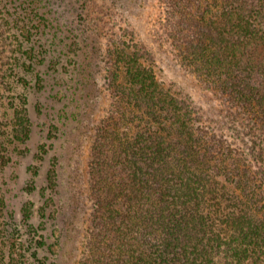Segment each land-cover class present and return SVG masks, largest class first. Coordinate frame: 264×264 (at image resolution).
Here are the masks:
<instances>
[{
    "label": "trees",
    "instance_id": "16d2710c",
    "mask_svg": "<svg viewBox=\"0 0 264 264\" xmlns=\"http://www.w3.org/2000/svg\"><path fill=\"white\" fill-rule=\"evenodd\" d=\"M176 7L168 21L175 57L215 106L204 110L163 88L138 50L114 51L113 70L126 80H114L111 111L95 126L87 159L98 220L90 224L89 262L264 264V0L221 1L199 18L208 34L194 19L189 34L179 33L184 23L174 0ZM0 20L12 33L0 82L10 95L32 73L43 80L37 67L48 50L40 42L45 19L36 0H0ZM16 96L0 112V170L28 122L27 96ZM55 165L36 212L27 203L20 216L4 213L0 196V264H65L87 198L74 186L71 203L58 204Z\"/></svg>",
    "mask_w": 264,
    "mask_h": 264
},
{
    "label": "rangeland",
    "instance_id": "374dc122",
    "mask_svg": "<svg viewBox=\"0 0 264 264\" xmlns=\"http://www.w3.org/2000/svg\"><path fill=\"white\" fill-rule=\"evenodd\" d=\"M177 1L181 13L175 18L182 19L184 23L178 32L189 34L186 27L191 28V22L196 20L201 30L208 34L207 22L200 24L199 18H209L207 12H215V5L223 0ZM36 2L45 19L40 42L48 48L45 59L37 67L43 80L35 81L32 73L28 76L31 80L18 84L10 95L0 86V112L9 105L11 97L18 100L16 94L24 93L27 96L24 107L27 108L28 120L24 123V135H19L10 160L0 170V196L5 202L2 212L20 216L27 203L36 212L43 202L40 193L45 187L46 177L56 163L62 186L58 204L65 206L71 203L74 186L83 200L87 198L84 205L86 213L78 215L81 234L78 239L75 236V242L68 244V257L64 263L90 264L86 251L89 240H92L93 227L90 224L97 226L98 220L94 202L90 199L87 159L91 158L95 144V126L98 127V123L111 111L114 80L117 78L118 84L126 80L123 73L115 74L113 70L114 51L138 50L136 55L144 64L151 66L157 82L172 94L187 98L194 106L208 110L215 103L212 93L175 57L177 49L173 35L176 32L172 21L168 25L173 16L171 12L178 10L174 8V0ZM11 34L0 20V82L10 56ZM15 98L13 102L17 101ZM133 114L140 116L137 109ZM73 244L76 246L75 254L71 252Z\"/></svg>",
    "mask_w": 264,
    "mask_h": 264
}]
</instances>
